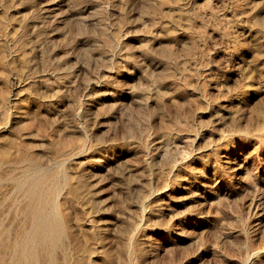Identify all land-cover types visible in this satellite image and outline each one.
<instances>
[{
    "label": "rangeland",
    "instance_id": "1",
    "mask_svg": "<svg viewBox=\"0 0 264 264\" xmlns=\"http://www.w3.org/2000/svg\"><path fill=\"white\" fill-rule=\"evenodd\" d=\"M0 264H264V0H0Z\"/></svg>",
    "mask_w": 264,
    "mask_h": 264
}]
</instances>
